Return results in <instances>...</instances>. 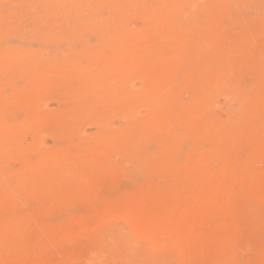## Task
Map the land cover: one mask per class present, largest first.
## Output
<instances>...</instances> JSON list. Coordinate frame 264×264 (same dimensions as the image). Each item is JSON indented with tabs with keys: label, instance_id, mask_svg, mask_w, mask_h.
Listing matches in <instances>:
<instances>
[{
	"label": "rangeland",
	"instance_id": "rangeland-1",
	"mask_svg": "<svg viewBox=\"0 0 264 264\" xmlns=\"http://www.w3.org/2000/svg\"><path fill=\"white\" fill-rule=\"evenodd\" d=\"M28 121L63 173L13 196L10 259L170 263L113 249L100 214L151 225L176 189H215L221 206L189 226L210 243H191L181 264L258 261L264 0H0V122Z\"/></svg>",
	"mask_w": 264,
	"mask_h": 264
},
{
	"label": "bare ground",
	"instance_id": "bare-ground-1",
	"mask_svg": "<svg viewBox=\"0 0 264 264\" xmlns=\"http://www.w3.org/2000/svg\"><path fill=\"white\" fill-rule=\"evenodd\" d=\"M44 88L45 84H40L35 94L39 95ZM31 95L33 93L24 90L25 103L32 100ZM62 97L64 101L71 98L69 94ZM27 108L31 109L29 106ZM27 113L38 114V109L34 107ZM21 124L0 122V264H27L20 258L10 259L9 256L17 246L13 228L19 220V214L14 211L16 204L13 196H25L36 186L48 187L57 179L60 171L63 173L62 163L58 167L55 150H37L36 122ZM90 150L96 151V148L91 147ZM250 190L257 199L264 201V187L256 185ZM214 196H217L215 189L189 194L186 189H176L165 202V207L154 215L151 225L134 224L126 211L121 213L114 210L100 214L98 221L105 232L111 234L110 246L137 262L161 261L168 255L172 261L167 264H181V256L189 252L190 245L196 244L204 249L210 243V236L206 234V239H195L189 233V226L221 206ZM258 257L256 264H264V249L259 251ZM212 264H219V261L214 259Z\"/></svg>",
	"mask_w": 264,
	"mask_h": 264
}]
</instances>
